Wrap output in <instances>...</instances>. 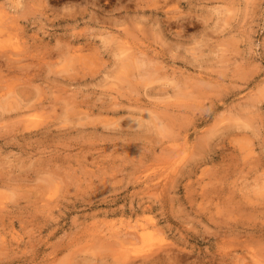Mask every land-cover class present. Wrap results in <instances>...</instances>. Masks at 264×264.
Returning <instances> with one entry per match:
<instances>
[{"label": "rangeland", "instance_id": "obj_1", "mask_svg": "<svg viewBox=\"0 0 264 264\" xmlns=\"http://www.w3.org/2000/svg\"><path fill=\"white\" fill-rule=\"evenodd\" d=\"M218 3L0 0V264H264V0ZM137 16L143 82L91 31Z\"/></svg>", "mask_w": 264, "mask_h": 264}, {"label": "clouds", "instance_id": "obj_2", "mask_svg": "<svg viewBox=\"0 0 264 264\" xmlns=\"http://www.w3.org/2000/svg\"><path fill=\"white\" fill-rule=\"evenodd\" d=\"M132 2V0H129ZM137 5V13L143 8L153 6V0H135ZM251 0H239L238 5L228 4L226 6L217 4L214 9H207L206 11L211 16L217 17V24H223L224 29H228L231 26L233 20L241 17L247 19V9L250 7ZM203 7V6H201ZM144 17L137 16L133 18L130 23H125L123 21L114 22L109 24H101L99 21H96L98 27L92 29L91 31L94 34V39L99 40L101 45L104 46L101 48V51L111 49L114 59L118 63H123L126 67L142 73L140 81H146L151 78L155 65L147 59L144 54L143 48V38L145 37V28H144ZM114 29V30H113ZM123 48L128 52V56L121 60L119 56V50ZM228 48L227 42H221L220 48L215 52L209 53L210 55L219 57L222 54V49ZM179 50L172 53V57L176 58ZM191 55V51L188 52ZM144 111H149V114L153 116V120L145 122L148 126L162 128V113L156 111L155 108L149 109L144 108Z\"/></svg>", "mask_w": 264, "mask_h": 264}, {"label": "bare ground", "instance_id": "obj_3", "mask_svg": "<svg viewBox=\"0 0 264 264\" xmlns=\"http://www.w3.org/2000/svg\"><path fill=\"white\" fill-rule=\"evenodd\" d=\"M26 54V53H25ZM24 55V54H23ZM19 57V56H18ZM21 57V56H20ZM19 57V58H20ZM24 58V57H23ZM10 59V58H9ZM14 61V60H13ZM16 62V61H15ZM23 62V61H22ZM11 63V62H10ZM140 232V233H139ZM139 233V238L141 239L142 243L145 245L144 247H148L151 246L153 243V234L149 231V229H147L146 227H144L143 225L140 227V231H138ZM154 245V243H153ZM152 247V246H151ZM139 250V249H138ZM136 251V250H135ZM134 252V250H133ZM142 253V252H141Z\"/></svg>", "mask_w": 264, "mask_h": 264}]
</instances>
